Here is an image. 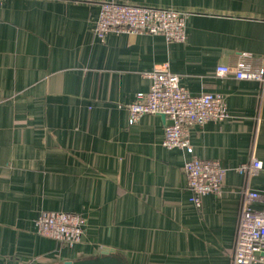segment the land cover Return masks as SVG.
Instances as JSON below:
<instances>
[{
  "label": "crops",
  "instance_id": "obj_1",
  "mask_svg": "<svg viewBox=\"0 0 264 264\" xmlns=\"http://www.w3.org/2000/svg\"><path fill=\"white\" fill-rule=\"evenodd\" d=\"M188 13V41L95 33L100 4ZM264 69V0H6L0 8V264H59L113 252L127 264H232L241 190L264 189L237 168L264 164V84L218 66ZM167 68L193 95H224L229 117L191 129L194 156L227 169L223 194L190 202L189 156L162 142L169 120L130 125L145 76ZM261 207V204H255ZM86 220L68 247L38 234L42 211Z\"/></svg>",
  "mask_w": 264,
  "mask_h": 264
},
{
  "label": "built area",
  "instance_id": "obj_2",
  "mask_svg": "<svg viewBox=\"0 0 264 264\" xmlns=\"http://www.w3.org/2000/svg\"><path fill=\"white\" fill-rule=\"evenodd\" d=\"M6 0H0V8ZM96 35L104 40L109 33L163 35L168 42L188 41L186 24L188 13L171 8H151L117 2L100 4ZM241 62L236 68L218 66L219 77L233 75L239 80L259 81L264 84V69L259 72L245 70ZM150 80V90L136 95L128 105L129 123H137L145 115H161L169 120L165 127L163 147L181 149L189 158L184 165L190 202L201 208L203 198L210 194L222 195L227 169L216 160L195 157L190 134L192 127H202L208 122H223L229 117L224 95L203 93L193 96L182 84L181 77L167 68L155 69L145 74ZM264 164L254 154L249 162L239 166L237 172L255 177ZM242 208L238 220L232 264H264V189H251L249 184L241 190ZM255 204L262 206L256 207ZM86 220L79 214L42 211L36 220L38 234L68 247L82 242Z\"/></svg>",
  "mask_w": 264,
  "mask_h": 264
},
{
  "label": "water",
  "instance_id": "obj_3",
  "mask_svg": "<svg viewBox=\"0 0 264 264\" xmlns=\"http://www.w3.org/2000/svg\"><path fill=\"white\" fill-rule=\"evenodd\" d=\"M59 264H127L126 260L113 252H104L99 256Z\"/></svg>",
  "mask_w": 264,
  "mask_h": 264
}]
</instances>
